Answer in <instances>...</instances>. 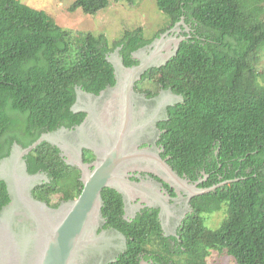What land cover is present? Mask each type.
Returning a JSON list of instances; mask_svg holds the SVG:
<instances>
[{
  "label": "trees",
  "instance_id": "trees-1",
  "mask_svg": "<svg viewBox=\"0 0 264 264\" xmlns=\"http://www.w3.org/2000/svg\"><path fill=\"white\" fill-rule=\"evenodd\" d=\"M109 4L75 0L70 11L94 15ZM157 5L172 26L184 20L193 36L167 65L153 70L159 84L184 98L169 108L163 144L176 169L191 172L206 164L207 173L214 172L210 181L219 176V182L230 181L195 199L197 213L183 232L186 251L175 258L166 250L161 264H209L214 253L236 264H264V0H157ZM150 42L142 28L126 32L118 41L125 64ZM110 51L103 34L78 40L47 11L0 0V160L15 141L28 147L44 132L79 122L84 114L70 109L75 86L99 94L114 85L106 60ZM27 163L31 174L43 171L52 180L34 190L37 199L50 203L59 194L65 200L80 194L79 171L52 145H39ZM102 196L107 226L128 237V249L112 264H137L152 236L162 237L159 222L145 215L129 223L122 217L121 196L112 189ZM8 203L0 181V210ZM216 213L224 216L213 229L209 220Z\"/></svg>",
  "mask_w": 264,
  "mask_h": 264
},
{
  "label": "water",
  "instance_id": "water-1",
  "mask_svg": "<svg viewBox=\"0 0 264 264\" xmlns=\"http://www.w3.org/2000/svg\"><path fill=\"white\" fill-rule=\"evenodd\" d=\"M181 26L188 30L184 20L176 24L175 30H181ZM166 41L175 39L163 35L135 51L133 58L139 64L134 66H126L120 48H116L106 56L114 70L115 84L98 95L77 88L71 111L86 114V118L75 131L61 129L44 134L28 147L15 143L0 160V181L5 183L9 196V203L0 210V264H112L127 250V238L119 230L98 232L106 224L102 192L109 188L123 195L130 210L125 166L133 167L135 157L148 154L137 151V147L154 140L157 123L168 121L169 108L184 101L170 89L152 98L135 90L136 82L150 68H161L177 55L180 42L173 51L168 49V42V52L164 53L162 43ZM44 142L57 148L66 165L82 174L80 195L56 208L35 197L34 190L50 180L41 172L31 174L26 159ZM83 148L94 153L93 164L83 161ZM169 174L177 177L172 171ZM215 189H196L195 195ZM165 214H160L164 231Z\"/></svg>",
  "mask_w": 264,
  "mask_h": 264
},
{
  "label": "flooded vegetation",
  "instance_id": "flooded-vegetation-1",
  "mask_svg": "<svg viewBox=\"0 0 264 264\" xmlns=\"http://www.w3.org/2000/svg\"><path fill=\"white\" fill-rule=\"evenodd\" d=\"M175 28L176 25L172 26L169 23L163 30L159 31L158 33L159 38L163 35L165 36L168 35V37L175 39V41L172 42L166 41L162 43L163 48H165L164 53L168 52L167 51L168 42L171 47L168 49H172L173 51L177 42H180L179 44V49H180V46L184 41L191 40L193 37L192 35L189 34L191 31L189 27L188 30H186L184 26H181V30L179 31H176ZM158 37H156L155 39H157ZM110 48H112V51L108 52L107 56L112 54L116 48H120L121 49L120 55L123 57L125 62L124 55H122L123 46L119 45L118 41L114 42L112 44V47ZM134 52H132L130 56L132 63L130 65L126 64V66H134L139 64V61L133 58ZM174 57L170 58V60L173 59ZM153 70H156V68H150L146 72L145 75L148 77L147 79H143L144 77H146L144 75L140 81L136 82L135 84L136 92L145 94V96L148 98L157 96L162 91L169 89L172 90L173 93L177 94L176 92L173 91V87L166 88L163 84H159L157 82V76H156L158 74L155 75V73L157 72L153 74ZM145 85H149V86L144 87ZM108 86H113V85H108ZM154 86H156L157 88L156 90L154 89ZM79 87L83 89L81 85L75 86V102L72 104L71 108H73L76 104L77 88ZM72 113L74 114V112ZM85 118H86V114H84V117L79 122H66L65 124L61 125L59 128L55 129L54 131H48L42 133L39 138H41L44 134L50 132H56L61 129L75 131L76 128H78L84 122ZM166 122L167 121H161L157 123L158 135L155 137L154 140H149L147 141L148 143L147 142L143 143L137 147V151H146L148 152V154L144 155L143 157L141 155L140 157H135L134 163L131 164L133 167L129 168L128 167L129 165L125 166L126 168L125 174L127 177L124 179V182L125 180L128 182L125 191L127 193L126 195L128 196L127 202H129L130 210H127L126 199L123 197V195L117 192L118 195L121 196L123 202L122 217L125 221L131 223L139 216L149 215V216H155L160 225L162 237H159V235L157 234L152 236L153 238L151 242L147 245L146 250L140 251L138 253L137 264L165 263L164 259L167 258L168 256L166 254V250H169L167 252L170 253L171 256L175 258L178 257L179 251L180 252L186 251V248L183 247L184 245L183 232L186 229V221L190 217L194 218V214L197 213V209L195 208V199L197 197L203 196V195L200 196L195 195V190L196 189L204 190L215 187L216 189L212 191L215 192L219 187H221L220 185L226 182V181H222V182L217 181L222 179L220 176L214 179L213 181H210V179L212 180L211 177L212 175H214L213 174L214 172L211 171L210 173H207L206 169L208 168L209 165L206 164L203 166V168H199L194 171L191 170V172L176 169L173 166L171 155L168 153L165 145L163 144V137L164 134L167 132V130L163 128V124ZM22 132L23 131L21 130L17 131V133H19L21 138L27 139L25 132L24 133ZM39 138L36 141H38ZM36 141H34L32 144H34ZM15 143L20 145L17 141H15L11 144L10 150ZM59 156H60V152H59ZM82 159L86 164H93L96 160V157L94 156V153L91 150L83 148ZM169 170H171L172 173L176 174L177 177L171 176V174H169L171 171ZM39 172L44 173L46 176H48V174H46L43 171H39ZM216 172H217L216 174H218V171ZM79 174L80 176L77 179L81 181V187H79V190L81 191L83 187V182H82V174L80 173V171ZM48 178L50 181L44 184H50L52 182L49 176ZM106 189L109 188H105L104 190ZM78 196H76L74 199H76ZM64 201H68V200L60 198L57 201L55 200L52 201L51 199L50 203H47L46 201L44 202H46L49 206L56 208ZM150 205L156 206V208L151 207ZM163 211L166 212V214L164 215L165 216L164 222L167 224L165 231L162 227L163 221L160 220V214L163 213ZM132 215H134L133 218L131 217ZM125 217H128L127 220L125 219ZM113 228L115 227H109L107 226V224H104L103 227L98 230V232L100 233L103 230H108ZM117 230H119L121 233L125 235V232H123L122 230L120 229ZM125 237L127 238V249H128V237L126 235Z\"/></svg>",
  "mask_w": 264,
  "mask_h": 264
},
{
  "label": "rangeland",
  "instance_id": "rangeland-1",
  "mask_svg": "<svg viewBox=\"0 0 264 264\" xmlns=\"http://www.w3.org/2000/svg\"><path fill=\"white\" fill-rule=\"evenodd\" d=\"M20 1L32 8L47 11L62 28L69 30L72 36L78 40H83L84 36L89 33L95 36L105 35L110 47L114 42L121 40L126 32L139 28L144 29L145 37L153 42L159 36V31L169 24V19L159 9L157 0H133L132 4L116 3L110 0L107 8L94 15L87 14L80 8L70 11L75 0ZM260 67H264V61ZM177 77L182 81V75ZM61 196L60 194L55 196L54 200H59ZM223 216L221 213L212 216L209 223H215V225H211L215 228L210 227L219 228L221 224L218 226V223L223 219ZM214 254L209 264H236L233 258Z\"/></svg>",
  "mask_w": 264,
  "mask_h": 264
},
{
  "label": "clouds",
  "instance_id": "clouds-1",
  "mask_svg": "<svg viewBox=\"0 0 264 264\" xmlns=\"http://www.w3.org/2000/svg\"><path fill=\"white\" fill-rule=\"evenodd\" d=\"M151 43H152V42H151ZM120 50H121V49H120ZM137 50H138V49H137ZM137 50H136V51H137Z\"/></svg>",
  "mask_w": 264,
  "mask_h": 264
}]
</instances>
